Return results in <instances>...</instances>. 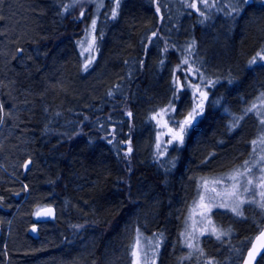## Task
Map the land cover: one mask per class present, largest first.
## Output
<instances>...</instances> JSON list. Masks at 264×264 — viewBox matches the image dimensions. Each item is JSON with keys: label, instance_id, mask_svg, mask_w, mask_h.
<instances>
[{"label": "trees", "instance_id": "obj_1", "mask_svg": "<svg viewBox=\"0 0 264 264\" xmlns=\"http://www.w3.org/2000/svg\"><path fill=\"white\" fill-rule=\"evenodd\" d=\"M71 2L0 0V103L5 112L11 113L0 130V139L7 140L6 148L0 150V180H6L0 190L8 198L6 202L12 200L9 213H14L12 239L7 244L10 264H47L46 260L37 259L48 248L47 240L64 239L68 246L70 241L87 238L91 230L90 238L97 239L109 232L98 249L104 261L113 262L117 249L125 242L124 236L129 235L130 223L150 216L153 231L145 226L139 231L144 237L163 233L157 264H181L172 242L179 240L182 244L186 200L195 192L194 185L201 177L221 176L216 175L213 166L228 167L232 159L236 162L230 169L242 164L252 151L250 141L261 131L258 118L252 113L234 131H228V125L253 102L259 107L256 98L264 92V66L260 62L247 64L264 46V4L250 0L252 6H246L240 16L231 18L213 11L210 19L199 23L198 14L185 9L181 0H121L115 20L110 19L108 12L97 14L96 33L99 37L102 31L103 37L98 39L97 58L88 71H98L100 78L92 74L89 80H83L78 77L81 71L77 43L93 10L98 9L92 6L96 2L93 0L63 12L62 6ZM82 8L85 16L81 21ZM188 11L193 14L188 15ZM202 24L209 30L205 39L201 38ZM154 31H158L157 37H152ZM211 31L220 42L207 47L204 41ZM193 39L196 46L189 58L197 61V67L202 63L201 71L207 79L219 81L209 90L203 118L185 137L180 149L181 163H177L173 174V157L167 153L158 158L150 147L139 153L141 144L134 130L129 171L122 143L117 141L127 140V127L132 124L143 129L148 125L149 129L153 122L149 113L168 105L173 69L187 55L182 49ZM165 43L176 47L164 52ZM18 48L24 52L18 53ZM105 56L109 63L104 68L100 65ZM176 75L183 81V75ZM192 82L199 80L193 77ZM104 87L114 95L100 100ZM128 111L133 113L131 118L126 115ZM85 117L87 124L83 122ZM117 125L122 135L114 139L109 136L114 144L110 146L103 138ZM11 132L14 137L8 143ZM57 133L62 135L60 140H56ZM29 159L32 164L24 174L14 170L16 163ZM124 170L134 178L127 201L122 190ZM162 171H166L164 176ZM26 193L28 199L15 211ZM61 200L65 208L58 205ZM6 202H1L2 206ZM52 204L57 206L59 215L49 222L48 233L32 238L25 230L29 214ZM244 209V218L236 219L232 225L221 220L229 238L225 236L218 242L203 238L199 243L205 256H193L183 264H203L204 259L211 257L219 264H241L253 235L264 224V217L252 216L256 210L253 214L247 204ZM220 214L215 213L217 218ZM135 235L126 241H132ZM56 260L61 262V255Z\"/></svg>", "mask_w": 264, "mask_h": 264}, {"label": "snow or ice", "instance_id": "obj_2", "mask_svg": "<svg viewBox=\"0 0 264 264\" xmlns=\"http://www.w3.org/2000/svg\"><path fill=\"white\" fill-rule=\"evenodd\" d=\"M89 2L90 0H72L71 4H64L62 6L63 12H68L77 5H83ZM112 2L113 6L110 9V18L115 20L119 15L121 0H112ZM181 3L185 9L194 10L198 14L201 18L199 19V23H204L210 19L213 11L223 13L227 17L235 18L246 11V6H252L250 0H227V3H225V0H181ZM261 3L264 4V0H261ZM96 7L98 9L103 8V0H96ZM156 11L158 13L160 12L159 4H157ZM192 14L193 11H188V15ZM84 16L85 11L82 8L79 19L82 21ZM2 18L0 17V19ZM105 18L107 19L108 16L106 15ZM160 19L163 20V16ZM96 31L97 19H91L90 25L85 29L84 38L78 42L82 49L81 55L85 56L87 54L82 67V70L85 72L94 63L96 59L94 53L98 50V39L103 37L102 31L99 33V37L96 35ZM157 35L158 31L152 32V37H157ZM152 37L148 38L149 43L152 42ZM195 46L196 41L193 39L182 49L187 55L182 56L180 62L173 69L172 97L167 106L156 111L150 117L151 120L156 122L159 130L155 144L158 158L166 155L169 146L178 149L184 145L185 137L195 129L203 118L205 102L209 100L210 88L219 82L218 80L213 81L207 79L204 72L201 71L202 63L197 67V61L189 58ZM169 47L175 48L176 45L169 46L165 43L163 51L167 52ZM16 51L23 53L24 49L18 48ZM258 62L264 66V46H261L260 50L247 61V64L251 66ZM160 63L163 64V60ZM177 72L183 75V81L180 75H176ZM193 77H196L199 83L192 82ZM189 92L192 97L190 102L191 107L185 112L183 110V98ZM109 95H112V93L109 92ZM256 99L260 101L259 107L257 103L253 102L243 110L242 115L234 116L228 125V131H234L240 127L241 121L250 113L258 118L261 131L256 139L250 141L252 151L249 153V158L222 176L200 178V185L197 190L198 199L193 202V206L199 207L201 211L198 213V220H194L190 213L185 221V231L181 233V237L183 245L189 249V252L187 256L181 257V264H183L184 260H191L194 254L198 258L205 256L204 249L200 247V237L214 236L217 241H222L225 236L229 235V232L222 230L211 219L214 208L225 209L240 218H244L243 206L245 204L255 205L261 211H264V92H261ZM10 115L11 113L5 112L3 103H0V125ZM126 115L131 118L133 113L128 111ZM110 135L113 139L115 138L114 131ZM163 136L169 137L166 142L162 140ZM113 139H109L108 143H113ZM117 143L127 145V151L124 153V157L126 159L129 158L133 152L131 136L127 140L117 141ZM214 155V153H209V156ZM31 164L32 161L29 159L22 167L27 171ZM23 188L27 190L28 186L24 185ZM0 200H3V197H0ZM35 215L37 217H51L54 216V210L48 207L37 211ZM75 227L79 228L82 226L76 225ZM32 231L35 232L37 229L33 227ZM162 240V232L154 233L152 237H144L139 229H137L136 235L129 245V254L132 258L131 264H156ZM255 241L258 243L250 241L251 247L247 249V257L244 258V264H261V262H264V228L259 229V235L255 237ZM203 264H219V262L214 257H211L204 259Z\"/></svg>", "mask_w": 264, "mask_h": 264}, {"label": "bare ground", "instance_id": "obj_3", "mask_svg": "<svg viewBox=\"0 0 264 264\" xmlns=\"http://www.w3.org/2000/svg\"><path fill=\"white\" fill-rule=\"evenodd\" d=\"M105 2H107L106 7H104L103 9L100 8L101 10L95 11L96 14H99L100 12H104V13L108 12V13H110L111 1L110 0H105ZM95 5H96V2L92 3V6H95ZM111 20H113V19H111ZM58 22L60 23L61 21H58ZM200 29H201V38L205 39L206 36H207L206 35L207 32H209L208 28H206V24H202V27ZM213 36H214V33L211 31L210 34L208 35L207 39L204 41L205 42V46H207V47L212 46L213 43L216 45L215 42L218 40V38H214ZM219 42L220 41L218 40L217 43H219ZM79 49L80 48H79L78 43H77V55L80 58ZM208 59L212 60L213 58L212 59L208 58ZM90 72H91V70L87 71V72H84L83 70H81V72H78V74H79L78 77L83 79V80H89L90 76L92 75V74H90ZM95 77L98 78L99 75H95ZM109 92H111L112 95H109ZM113 95H114V92L112 90H110L109 88L104 87L103 90L100 93V98L99 99L100 100H103V99L106 100V99H109L110 97H112ZM187 99H188V96H185L183 98V101L187 100ZM249 121L251 122V126L255 127V123H253V121L250 120V119H249ZM83 122L85 124H87V119H84ZM1 127H2V125H0V130H1ZM146 127H149V126L147 125ZM146 127H145L146 130H145L139 124L138 125L132 124L131 126L127 127L128 133H127L126 136H131V139H132L133 136H135L137 134L136 139L138 140V144L139 143L141 144V143H143L144 139L146 138V135H147L146 132L148 133V130H149ZM134 130L137 132L136 134H135ZM113 131L115 132L116 138L120 137L122 135V131L120 130L119 126L117 125V126H115L114 129L112 128V130L106 131V133H108V136H106L103 139L104 140H109V136L112 138L110 133H113ZM251 131H253L252 128H251ZM13 137H14V134L11 132L10 133V137L8 138V143L12 141ZM61 138H62V135L60 133H57L56 134V140H60ZM148 140H149L148 146L147 145L146 146L148 147V150H149V147H150V149H151V151L153 153V152H155V150L153 148V140H151L150 135L148 136ZM6 143H7V140L5 141L4 137L2 139H0V150L6 148ZM110 146H114V144L111 143ZM121 148H122L123 153H125V145H124V143H122ZM145 149H146V147H145ZM180 149H181V147H179L178 149L175 150L176 151L175 155H174L175 157L171 156V151L170 150L167 152V154L169 156L173 157L172 158L173 161L172 160L170 161V162H172L171 167H170V173H172V174L174 173L173 171L175 170L177 163L178 164L181 163V157H182L181 155L182 154H181ZM148 152H150V151H148ZM144 161H146V159H144ZM235 162H236V159H232L230 161V164L228 165V167L221 168L222 166H213L212 168H213V170H217V174L216 175H222L224 173H227L228 170L230 171L231 170L230 168H232V166L235 165L234 164ZM24 163H25V160H22L21 162H19V165L16 163L15 166H13L14 170L16 172L20 171L21 174H24L25 170L22 167L24 165ZM129 163L131 164L130 161H129ZM129 166L127 164L128 169L130 168ZM0 167L2 168V166H0ZM160 170H162V169H160ZM124 172H125L124 173L125 181L123 183V189L122 190L124 191V197L126 198V201H127V200L130 199L131 194H132L131 193L132 192L131 184H132V182H134V178L132 177V174H130L129 171L124 170ZM165 174H166V171H162V175L164 176ZM3 182H6V180H0V185ZM21 182H22L23 185H26L25 184L26 182L23 179L21 180ZM1 192L2 191L0 190V197H3V200H0V226L2 227V237H3L2 238L0 236V244L2 243V245H3V248L1 250V256H2V263L1 264H10V254H9V252L7 250L8 249L7 244L12 239L11 231H12V227H13V220H14L13 214L14 213L13 214L9 213V204L12 202V200L10 199V203L6 202L8 198L5 197L4 193H1ZM28 195L29 194L26 193L24 195L23 199L20 201V204L15 206V208H14L15 211H17L19 209V206L25 202L24 201L25 199L26 200L28 199ZM3 201L6 202V204H4L2 206ZM58 205L61 208H65V205L62 203V200L60 202H58ZM48 206H53L54 207V209H55V218H56L59 215V214H57V206L53 205V204L52 205H48ZM48 206H44V207H48ZM44 207H41V208H44ZM41 208H39L38 210H40ZM250 209H251L252 213H254V209L253 208H250ZM38 210H36L35 213ZM62 211L63 210L60 209L61 213H62ZM35 213H33V214L30 213L29 214L28 220H27L28 222H27V224L25 226V228H26L25 230H26V233L29 236H31L34 239H38L39 235L42 232H44L45 234L48 233V228L50 229V225H48V224H49V222L54 221L55 218L54 219H49V220H42V219H38L37 216L35 215ZM218 219L220 221L222 219H225L227 225H232V224L236 223V219H235L234 215L230 214V213H222V214H220ZM143 224H144L143 219L138 218L136 221L133 220L130 223L131 229L129 230V235L128 234H126V235H128L129 237H133V235L136 234L135 232L137 231V229H140L142 226H146L145 224L144 225ZM150 225H151L150 227H148V226H146V227L150 231H153L154 226L152 224H150ZM32 227H35L37 229V231H36L37 235H38L37 237H35L31 233L30 230H31ZM89 232L91 233L92 230L89 231ZM89 234H88L87 238L81 237V238H78L77 241L76 240L75 241H70L68 243V246L66 245L67 242H66V244L64 243V241H63L64 239L62 241L58 240V241H55V242L47 240L45 244H47L48 248L45 250L44 254L41 257L37 258V259L38 260L39 259L46 260L45 262H47V264L50 263L51 260H53L52 262L54 264H55V262L57 264H94V263L110 264L109 262L104 261L105 259L102 256H100V255H103V254H101V250L98 249V245H99L100 241H102L104 239V236H106V238H107L108 235H109V232H106L104 236H102V237H100L98 239L95 238L94 236H91V238H90ZM255 234L253 235V237L255 236ZM62 235L64 236V231H62ZM128 236H124L123 241H125V242L122 245L119 246L117 251L115 250L118 253V255H117L115 261L112 264H128L129 257H130L129 256V245L132 242L131 238H129L126 241ZM88 238L90 239L89 241H88ZM180 240H181L182 244H180L179 240H177L176 242L173 241L172 242V247L175 250L178 251L177 254L180 257H182V253L184 254L183 257H185V256L188 255L189 249H187L183 245L182 237H181ZM206 240H210V239H206ZM251 241H252V239H251ZM109 243H110V241H109ZM173 252H174V250H173ZM58 255H61V262L60 261L58 262V260H56V256H58ZM193 256H197V255L194 254ZM186 261H188V260H184L183 262H186ZM53 263H50V264H53ZM41 264H44V263H41ZM188 264H193V263H188ZM196 264H198V263H196Z\"/></svg>", "mask_w": 264, "mask_h": 264}, {"label": "rangeland", "instance_id": "obj_4", "mask_svg": "<svg viewBox=\"0 0 264 264\" xmlns=\"http://www.w3.org/2000/svg\"><path fill=\"white\" fill-rule=\"evenodd\" d=\"M90 1H92L93 2V0H90ZM111 1V7L113 6V2H112V0H110ZM105 3V0H103V4ZM98 9V8H97ZM98 10H100V8L98 9ZM95 11H96V9H94L93 10V12H92V14H91V16L89 17V20H88V23H87V26H89L90 25V22H91V19H97L98 20V16H97V14L95 13ZM110 14V13H109ZM111 19V18H110ZM113 30L114 29H112V32H113ZM84 34H85V32L83 33V35H82V38L79 40V41H81L83 38H84ZM96 35H97V33H96ZM111 37H109V43L111 44V43H113V34L111 33V35H110ZM78 46H79V53H80V58L78 59V68L80 69V71L82 70V67H83V64H84V62H85V56L87 55V54H85V56H82L81 55V51H82V49H81V46H80V44L78 43ZM94 55H95V57L97 58V51L94 53ZM102 63H101V67H103L104 66V68H105V65L106 64H108L109 63V57L108 56H105V57H102V61H101ZM85 72V71H84ZM95 72V71H94ZM93 71H91L90 72V74H94V75H99L98 74V71L96 72V73H94ZM93 75V76H94ZM102 75V74H101ZM188 98H190L189 99V101L187 102V100H184L183 101V110L186 112L190 107H191V100H192V97H191V93L189 92L188 93ZM167 106V105H166ZM165 107V106H164ZM164 107H162V108H164ZM161 109V108H160ZM159 109V110H160ZM158 110V111H159ZM156 112V111H155ZM154 114V113H153ZM153 114H150L149 113V117H151ZM178 118H182V117H178ZM150 119V118H149ZM151 120V119H150ZM153 122L151 123V127L149 128L150 129V131H149V133H147L146 132V134H148V136L150 135V138H151V140H153V148H154V150H156V148H155V144H156V137H157V134H158V128H157V125H156V122L154 121V120H152ZM169 137H167V136H163L162 137V140L163 141H167V139H168ZM149 142V140H147V135H146V138L144 139V141H143V143H141V147H140V151H139V153L140 154H143L144 153V151H145V147H147L146 145H147V143ZM125 145V152L127 151V145L126 144H124ZM132 148H133V146H132ZM171 151V156H174L175 155V150L176 149H174V147L173 146H169L168 147V151ZM167 151V152H168ZM133 153V152H132ZM131 153V154H132ZM131 156V155H130ZM130 158V157H129ZM129 158H127L126 159V163H125V166H127V164H128V166L130 165V163H129ZM223 157H222V159L220 160V161H223ZM229 172V170L227 171V173ZM224 175V174H223ZM222 176V175H221ZM211 177H218V176H209L208 178H211ZM200 185V181L199 182H197V185H194V189H195V192H193V195L191 196V198L188 200H186V202H187V204H188V206L185 208V213L187 214V217H186V220H187V218L189 217V214L191 213L192 214V216H193V219L194 220H198L199 219V217H198V213L201 211V209L199 208V207H194L193 206V202L194 201H196L197 199H198V196H197V190H198V186ZM245 206V205H244ZM244 206H243V211H244V216H245V209H244ZM247 206H249V208H253L254 209V211L255 212H257V214H254V215H252L253 217H257V219H262L263 217H264V211H261V209H259L257 206H255V205H249V204H247ZM252 206V207H251ZM252 209V210H253ZM216 211H218V212H220V213H230V214H232L231 212H229V211H227V210H225V209H216V208H214L213 209V213H212V215H211V219L215 222V224L217 225V226H219L222 230H224V231H227V229L225 230V228H224V225L222 224V222L221 221H219L218 220V218H217V216L215 215V213H216ZM234 215V214H233ZM251 216V217H252ZM234 217H235V219H238V220H240V219H242V218H240V217H236L235 215H234ZM151 216H150V218H147V217H144L143 218V222H144V224L146 225V226H148V227H150L151 225V223H152V221H151ZM185 220V221H186ZM223 221H224V219H222ZM145 226V227H146ZM198 227H199V225H198ZM185 231V225H184V229H183V232ZM228 232V231H227ZM203 238H205V239H210V238H212L213 240H215L216 242H218L216 239H215V237L214 236H212V237H208V236H203V237H200V239H199V241H201ZM226 238H229V236H227ZM129 256H130V254H129ZM131 260H132V258H131V256L129 257V262H128V264H131ZM95 262V261H94ZM114 262V261H113ZM113 262H110V263H113ZM94 264H99V263H94ZM156 264H157V259H156Z\"/></svg>", "mask_w": 264, "mask_h": 264}, {"label": "water", "instance_id": "obj_5", "mask_svg": "<svg viewBox=\"0 0 264 264\" xmlns=\"http://www.w3.org/2000/svg\"><path fill=\"white\" fill-rule=\"evenodd\" d=\"M48 207H51L53 210H54V216H51V217H43V216H41V217H37L38 219H42V220H49V219H54L55 218V209H54V207L53 206H48ZM48 207H44V208H41L40 210H43V209H45V208H48ZM40 210H38V211H40ZM262 228H264V224H263V226H262ZM32 229H33V227L31 228V233L35 236V237H37L38 235H37V232L35 231V232H33L32 231ZM257 235H259V231L255 234V236L252 238V241L251 242H257V241H255V237L257 236ZM258 243V242H257ZM251 247V243H250V245H249V247L248 248H250ZM247 248V249H248ZM247 257V250L245 251V253H244V256H243V259H242V261H241V264H244V258H246ZM258 259H259V257H258Z\"/></svg>", "mask_w": 264, "mask_h": 264}, {"label": "flooded vegetation", "instance_id": "obj_6", "mask_svg": "<svg viewBox=\"0 0 264 264\" xmlns=\"http://www.w3.org/2000/svg\"><path fill=\"white\" fill-rule=\"evenodd\" d=\"M0 236L2 237V227L0 226ZM3 238V237H2ZM3 248L2 243L0 244V264L2 263V256H1V250Z\"/></svg>", "mask_w": 264, "mask_h": 264}]
</instances>
